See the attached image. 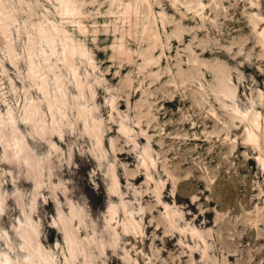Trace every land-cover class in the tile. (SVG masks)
Masks as SVG:
<instances>
[{
  "label": "rangeland",
  "instance_id": "1",
  "mask_svg": "<svg viewBox=\"0 0 264 264\" xmlns=\"http://www.w3.org/2000/svg\"><path fill=\"white\" fill-rule=\"evenodd\" d=\"M3 5L1 257L264 264V0ZM10 111L34 162L13 149ZM26 223L41 256L24 242Z\"/></svg>",
  "mask_w": 264,
  "mask_h": 264
},
{
  "label": "bare ground",
  "instance_id": "2",
  "mask_svg": "<svg viewBox=\"0 0 264 264\" xmlns=\"http://www.w3.org/2000/svg\"><path fill=\"white\" fill-rule=\"evenodd\" d=\"M9 17V11L7 10V8L5 7V5H3V0H0V27H1V31L2 33L7 37L6 39L8 40H11V32H10V28L8 26V24H6V22L9 20H7L6 18ZM10 21V20H9ZM132 32V31H131ZM6 40V41H7ZM12 42V41H11ZM32 43V42H31ZM9 44H12L9 42ZM9 49L11 50L12 54H13V58H17V55H16V52L14 51L13 49V46L12 45H9ZM120 51L122 53H124V48L123 46L121 45L120 46ZM11 54V53H10ZM76 55L75 53V49H73L71 46H67L66 48V52H65V60L66 62L73 67V60L72 58ZM81 84V81L78 82ZM81 85H79V88H80ZM41 90L43 92V95L45 97V99L47 100V103H49V106L50 108H53L55 106V100L51 99V96H50V93H49V90H48V84L46 82L45 79H43L42 81V84H41ZM81 91V89H80ZM81 93V92H80ZM63 98V97H61ZM85 102V101H84ZM84 106V105H83ZM83 108V107H82ZM89 108V107H88ZM91 109V108H90ZM81 110V109H80ZM89 110V109H88ZM86 107L83 109V116L85 118V125H86V129L88 130V132L92 135V136H95V137H98L99 138V131H100V122L97 121V119L94 117V115L92 114V112H89ZM41 112V108L40 106L38 105V103L36 101H31L29 106L26 107V118L27 120H30V121H34L33 119V116L35 115H39ZM1 118V117H0ZM8 124L10 125V127L12 128V135H11V143L13 144L14 146V151L16 152L17 154V157H20V154L21 153H26L29 157H27V160H31L32 161V158L33 156H31V152L27 149L28 148V142L25 141L21 134H20V127H19V124H18V121L17 119L15 118L13 112H9V122ZM87 132V133H88ZM1 139L3 141V144L5 146V151L7 152L8 151V145H7V140L3 137V135H1ZM27 150V151H26ZM22 155V154H21ZM23 156V155H22ZM31 156V157H30ZM34 162V161H32ZM115 175V174H113ZM112 175V176H113ZM115 185H117V177L115 176ZM3 207V200L1 198V192H0V209ZM27 225V226H26ZM26 230L24 229V236H25V241L24 242H27L28 245L31 246V248H36L35 249V253L38 254V256H41L42 255V249H41V245L40 243H36V246L33 245V242L34 240L36 239L34 236V233H33V230L30 226L29 223H26ZM64 226H65V231L67 233V237H70L71 235V231L68 229L67 227V223H64ZM22 227V226H21ZM35 238V239H34ZM70 239V238H69ZM68 239V240H69ZM72 241V240H71ZM35 244V243H34ZM26 246V245H24ZM27 247V246H26ZM28 248V247H27ZM29 250V249H28ZM31 250V249H30ZM33 253V252H32ZM33 255V254H32ZM35 256H33L34 258ZM47 261H50V258H46ZM29 261V262H28ZM28 264H36L35 261L28 259ZM0 264H15L14 263V260L9 256V255H4L3 257L0 256Z\"/></svg>",
  "mask_w": 264,
  "mask_h": 264
}]
</instances>
